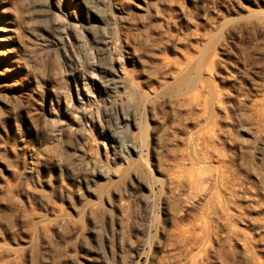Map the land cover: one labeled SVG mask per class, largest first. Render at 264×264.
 Returning <instances> with one entry per match:
<instances>
[{"label":"rangeland","instance_id":"rangeland-1","mask_svg":"<svg viewBox=\"0 0 264 264\" xmlns=\"http://www.w3.org/2000/svg\"><path fill=\"white\" fill-rule=\"evenodd\" d=\"M0 264H264V0H0Z\"/></svg>","mask_w":264,"mask_h":264}]
</instances>
